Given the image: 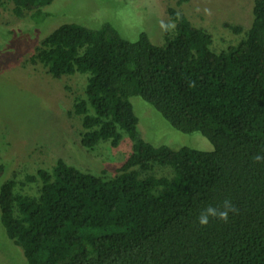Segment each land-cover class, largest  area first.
Here are the masks:
<instances>
[{"label": "trees", "instance_id": "obj_1", "mask_svg": "<svg viewBox=\"0 0 264 264\" xmlns=\"http://www.w3.org/2000/svg\"><path fill=\"white\" fill-rule=\"evenodd\" d=\"M9 1L15 17L32 11L40 23L54 0ZM167 12L176 27L163 45L145 32L129 41L107 22L70 23L30 56L53 78L87 75L85 98L73 106L83 147H116L120 129L131 152L109 179L58 159L26 178L40 181L36 197L15 193L12 180L0 185V223L27 264H264V161L253 160L264 155V0H253L245 38L219 53L207 32ZM131 97L213 150L144 141ZM152 165L170 168L171 178L141 177ZM226 198L238 213L200 226V212Z\"/></svg>", "mask_w": 264, "mask_h": 264}, {"label": "rangeland", "instance_id": "obj_2", "mask_svg": "<svg viewBox=\"0 0 264 264\" xmlns=\"http://www.w3.org/2000/svg\"><path fill=\"white\" fill-rule=\"evenodd\" d=\"M253 0H54L40 10L50 16L35 23L32 11L22 17L12 14V4L0 5V185L14 182V192L36 197L40 181L29 182L37 170L49 171L58 159L67 165L104 179L131 152L124 131L116 147L101 141L92 148L80 144L81 116L73 114L77 99H84L86 74L53 78L30 56L45 36L63 24L98 29L111 24L119 34L134 41L145 32L155 45H163L161 22L170 23L167 10L184 15L195 28L211 37L210 49L219 53L245 38L252 21ZM210 10V14L205 12ZM239 28L234 32L232 28ZM169 35L173 30L167 31ZM130 102L138 119V135L153 146L187 147L211 151L212 145L199 133L183 134L172 129L149 104L139 97ZM171 178L168 167L152 165L141 177ZM0 264H27L22 250L5 234L0 223Z\"/></svg>", "mask_w": 264, "mask_h": 264}, {"label": "clouds", "instance_id": "obj_3", "mask_svg": "<svg viewBox=\"0 0 264 264\" xmlns=\"http://www.w3.org/2000/svg\"><path fill=\"white\" fill-rule=\"evenodd\" d=\"M205 12L210 14L209 9H205ZM160 26L164 31H171L175 29L176 24L175 22H170L168 24L161 22ZM189 87H195V82H190ZM253 160L257 163L264 161V155L258 154L253 157ZM238 211L239 210L235 207V205H233L232 202L226 198L219 207L207 206L203 211L200 212L197 222L202 227H206L209 224L210 218L218 219L226 223L228 222L229 213L235 215L238 213Z\"/></svg>", "mask_w": 264, "mask_h": 264}]
</instances>
